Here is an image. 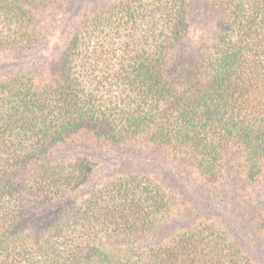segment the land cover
<instances>
[{
  "label": "trees",
  "instance_id": "obj_1",
  "mask_svg": "<svg viewBox=\"0 0 264 264\" xmlns=\"http://www.w3.org/2000/svg\"><path fill=\"white\" fill-rule=\"evenodd\" d=\"M66 8L0 0V264H264V0ZM118 147L198 197L145 166L99 178Z\"/></svg>",
  "mask_w": 264,
  "mask_h": 264
},
{
  "label": "rangeland",
  "instance_id": "obj_2",
  "mask_svg": "<svg viewBox=\"0 0 264 264\" xmlns=\"http://www.w3.org/2000/svg\"><path fill=\"white\" fill-rule=\"evenodd\" d=\"M72 1H76L77 3V7H85V10L81 11V8L79 10H75L72 11V9L74 8H70V16L67 13V8H66V13L69 16V20H71V24L72 26L74 24H78L81 20V16L85 13H88V9L92 10V5L93 3H100L102 2V0H72ZM71 2V1H70ZM201 15H203V13H201ZM48 17L50 15H47ZM200 16V14H198V17ZM198 17H196V23H198ZM55 21L54 23H59L58 24V30H57V38L60 37L62 40L65 38L68 30H69V26H65L61 24V20L62 17L60 16L59 13H55L54 15ZM198 25V24H197ZM55 36V35H54ZM55 39L56 38H51L50 42L48 44L42 42L39 47L37 48V50H35V52L32 54V58L28 57V58H16L15 56L12 57V59H9L8 61L11 62V64L9 63L8 66L11 65H18V64H22V66H26L29 65L32 61H36V62H40L41 61V57L45 56V51L44 48L45 47H49L51 51H53L55 49ZM47 45V46H46ZM25 59V60H23ZM12 67H8L7 69H11ZM82 150V149H81ZM82 151H85L82 150ZM162 152V151H161ZM155 151V150H150V149H136L135 147H126L124 149V147H118V149L116 150H111V149H105L103 151V153H100L98 155H100L99 157L102 159H106L105 163L106 164H100L96 167V169L99 171V178L101 179H105L107 176H109V178L111 176H113L116 172H121V171H128L132 168H143L145 166V168H151L152 169V175L156 176L158 175V177L160 179H158L159 181H161L163 183V185L166 187L167 185H169V183H171V185H173L174 187L177 186L178 184L180 185L183 181V184L185 186H188V191L185 192V195H182L181 190L179 191L180 196L182 197H198V195H194L196 192H199L198 190L194 189L192 184H191V180H193L194 178H196L194 175H191L189 173V170H187V168H183L187 171H185L183 174H180L179 171H177V173H173L174 169H175V164L172 165H167L165 168L161 167L160 163H158L157 161L160 159L161 161H164V154ZM160 156V157H159ZM95 162V161H94ZM162 173L166 174V175H171V178L166 179L163 178ZM189 173V174H188ZM98 179V178H97ZM173 179V180H172ZM174 181V182H173ZM195 181V180H193ZM176 183V184H174ZM170 187V186H169ZM176 188V187H175ZM201 198V197H200ZM196 199V198H195ZM57 203V202H56ZM58 204V203H57Z\"/></svg>",
  "mask_w": 264,
  "mask_h": 264
}]
</instances>
